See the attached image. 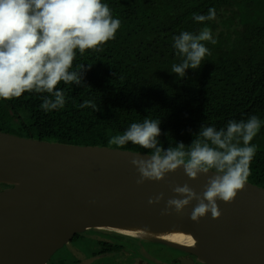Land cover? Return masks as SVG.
Instances as JSON below:
<instances>
[{
	"label": "trees",
	"instance_id": "obj_1",
	"mask_svg": "<svg viewBox=\"0 0 264 264\" xmlns=\"http://www.w3.org/2000/svg\"><path fill=\"white\" fill-rule=\"evenodd\" d=\"M121 24L103 51L77 54L82 85H58L63 109L41 108L47 93L0 99V130L42 141L117 148L109 139L144 119L161 121L165 149L190 145L203 124L216 129L255 115L264 122V0H103ZM215 18L197 21L195 16ZM208 27L216 44L199 69L179 78L173 37ZM90 100L98 111L80 105ZM248 181L264 187V123L251 141ZM124 150L149 154L131 142ZM8 186L0 185V191Z\"/></svg>",
	"mask_w": 264,
	"mask_h": 264
},
{
	"label": "water",
	"instance_id": "obj_2",
	"mask_svg": "<svg viewBox=\"0 0 264 264\" xmlns=\"http://www.w3.org/2000/svg\"><path fill=\"white\" fill-rule=\"evenodd\" d=\"M147 153L42 141L0 130V264H48L76 236L111 231L195 254L207 264H264V187L247 181L222 215L197 222L193 203L162 215L176 185L202 193L214 173L190 179L183 167L138 185L130 161ZM164 193V200H148ZM191 238L192 245L169 240Z\"/></svg>",
	"mask_w": 264,
	"mask_h": 264
},
{
	"label": "clouds",
	"instance_id": "obj_3",
	"mask_svg": "<svg viewBox=\"0 0 264 264\" xmlns=\"http://www.w3.org/2000/svg\"><path fill=\"white\" fill-rule=\"evenodd\" d=\"M194 18L212 20L215 12ZM120 24L103 0H0V99L19 98L25 92L47 93L41 108L45 112L63 109L66 97L58 85L84 83V70L79 66L73 70L77 54L103 51V46L115 39ZM173 40L181 62L173 64L171 72L179 78L186 76L187 69H199L211 54L205 42L217 43L208 27L198 33L183 31ZM80 107L99 110L90 100ZM262 123L252 115L246 121L230 120L220 129L203 124L190 145L179 142L165 149L159 139L161 121L146 118L112 136L108 143L124 148L131 142L149 150L147 158L136 154L130 161L139 173L138 185L163 181L168 173L181 167L193 180L201 174L214 173L202 193L187 183L174 186L175 196L167 200L161 213L182 212L196 201L190 219L198 223L209 213L219 219L222 212L218 201L233 203L245 189L256 153L251 141ZM162 200L164 193L150 198L148 203L154 205Z\"/></svg>",
	"mask_w": 264,
	"mask_h": 264
},
{
	"label": "flooded vegetation",
	"instance_id": "obj_4",
	"mask_svg": "<svg viewBox=\"0 0 264 264\" xmlns=\"http://www.w3.org/2000/svg\"><path fill=\"white\" fill-rule=\"evenodd\" d=\"M66 246L73 247L79 256L81 246L97 248L91 254L92 260L114 256L118 257L116 264H207L191 252L111 231L90 230Z\"/></svg>",
	"mask_w": 264,
	"mask_h": 264
},
{
	"label": "rangeland",
	"instance_id": "obj_5",
	"mask_svg": "<svg viewBox=\"0 0 264 264\" xmlns=\"http://www.w3.org/2000/svg\"><path fill=\"white\" fill-rule=\"evenodd\" d=\"M74 245L78 243L74 242ZM82 255L74 253L73 247L65 246L63 249L58 251L51 259L50 264H116V259L118 257H104L97 260L91 259V254L97 248H86L81 246ZM81 251H79L81 253ZM90 253V254H89ZM87 259V260H86ZM91 259V260H90Z\"/></svg>",
	"mask_w": 264,
	"mask_h": 264
},
{
	"label": "bare ground",
	"instance_id": "obj_6",
	"mask_svg": "<svg viewBox=\"0 0 264 264\" xmlns=\"http://www.w3.org/2000/svg\"><path fill=\"white\" fill-rule=\"evenodd\" d=\"M169 240L174 242L192 245L193 241L191 238L184 237L183 235H173L169 237Z\"/></svg>",
	"mask_w": 264,
	"mask_h": 264
}]
</instances>
